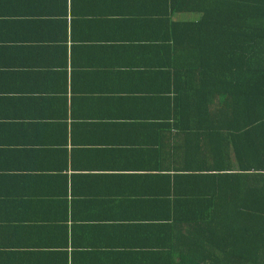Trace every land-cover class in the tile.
<instances>
[{"label": "crops", "instance_id": "1", "mask_svg": "<svg viewBox=\"0 0 264 264\" xmlns=\"http://www.w3.org/2000/svg\"><path fill=\"white\" fill-rule=\"evenodd\" d=\"M176 8L0 0V264H176L186 202L226 206L225 175L208 169L222 155L193 148L178 106L177 23L197 16ZM247 133L264 145V125ZM248 152L234 206L262 204L264 150Z\"/></svg>", "mask_w": 264, "mask_h": 264}, {"label": "trees", "instance_id": "2", "mask_svg": "<svg viewBox=\"0 0 264 264\" xmlns=\"http://www.w3.org/2000/svg\"><path fill=\"white\" fill-rule=\"evenodd\" d=\"M176 9L197 16L177 23L183 64L176 68L187 94L186 102L178 90V106L190 110L193 122L187 137L193 148L200 140L209 149L217 147L222 156L212 158L208 169L224 174L226 181L225 207L216 208L208 199L200 210L192 198L179 213L185 251L176 264H264V187L256 191L258 206L248 207L247 195L236 197L235 206L227 202L234 199L228 184L234 164L248 170L243 166L248 151L264 150L263 144L247 141L248 130L264 125V0H177ZM214 161L221 165L215 167ZM251 170L264 173V166Z\"/></svg>", "mask_w": 264, "mask_h": 264}]
</instances>
